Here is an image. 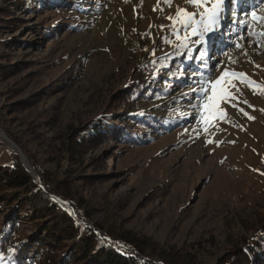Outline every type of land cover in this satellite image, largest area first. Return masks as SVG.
Here are the masks:
<instances>
[{
	"label": "rangeland",
	"instance_id": "1",
	"mask_svg": "<svg viewBox=\"0 0 264 264\" xmlns=\"http://www.w3.org/2000/svg\"><path fill=\"white\" fill-rule=\"evenodd\" d=\"M65 2L69 3L61 10L50 6L41 13H22L8 6L9 0H0L12 13L0 15V72L4 74L0 73V115L5 114V120L0 116L1 132L6 136L3 126L29 136L28 123L37 122L36 115L55 104L56 117L52 125L51 119L46 122L55 132L75 117H92L103 106L101 95L130 80L131 70L134 73L142 62L166 53L165 65L171 72L168 77L163 69L155 73L166 76L161 86L170 97L154 102L165 109L160 116L165 124L149 132L147 143L113 144L115 160L110 154L113 149L104 143L78 157L85 165L52 160L48 148L39 147L35 153L57 178L72 182L73 191L89 206L82 209L92 211L93 221L109 214L110 221L151 238L158 247L187 250L199 264H215L222 254L216 247H226L230 237L242 231L240 220L256 206L264 210V92L254 94L233 79L239 89H231L237 107L221 101L227 119L212 121L206 130L202 117L198 123L193 105L207 102L201 80H215L226 69L264 84V37L249 35L250 30L264 31L251 16L253 11L264 16V0H224L216 30L204 44L192 43L198 37H190L188 48L177 47L167 19L177 6L196 11L185 0H172L170 7L163 0L159 4L158 0ZM45 27L54 36H45ZM8 46L7 57H1ZM14 64L21 68L10 71ZM3 65L10 73H4ZM66 72L78 77L65 80ZM154 103L137 101L133 107L149 113ZM46 133L51 135L49 130ZM0 141L15 151L8 139ZM31 141L27 145L33 151L37 145ZM94 157L96 164L89 162ZM93 169H102L106 177L83 182L81 174ZM50 200L42 192L35 202Z\"/></svg>",
	"mask_w": 264,
	"mask_h": 264
},
{
	"label": "trees",
	"instance_id": "2",
	"mask_svg": "<svg viewBox=\"0 0 264 264\" xmlns=\"http://www.w3.org/2000/svg\"><path fill=\"white\" fill-rule=\"evenodd\" d=\"M2 1L7 3L8 0ZM9 3L8 6H15L22 13H41L50 6L55 10L64 9L69 2L9 0ZM5 6L0 5V15L7 12L12 14L9 9H4ZM51 31L50 27H45V36H54ZM8 49L9 46L1 57H7L5 52ZM165 55L160 53L150 57L141 63L142 66L139 64L134 73L131 70L130 80L118 83L115 88L101 95L103 106L92 117H75L55 132L46 123L51 119L52 125L56 117L55 104L40 111L36 115L37 122L33 120L28 123L32 128L29 136H20L1 126L6 136L20 147L34 173L24 167L18 153L5 148L0 141V264H199L187 250L158 247L151 238L115 223L114 220L110 221L109 214L99 221H93L92 211L89 208L87 211L82 209V206L87 207L88 204H85L86 201L79 193L73 191L72 182L66 183V180L57 178L56 174L45 167V159L35 153L39 147L44 150L48 148L47 155L52 160H69L68 163L85 165L83 159L79 160L78 157L104 143L113 149L110 154L114 160L116 151L113 144H127L128 147L147 143L150 140L149 132H156L165 124L164 119L160 118L165 109L158 105L170 97L161 86V80H165L161 78L168 77L167 74L171 72L165 65ZM174 63L176 68L180 64L177 61ZM6 66L3 65V70L8 68ZM20 68L14 64L8 69L14 72ZM8 69L4 73H10ZM158 69L161 72L163 69L166 76L157 75L155 72ZM77 77L76 73L73 75L66 72L64 78ZM58 85L60 87L63 83ZM157 100L160 102L155 104ZM137 101L154 103L153 111H135L133 104ZM1 112V120H5V114ZM48 130L50 136H47ZM89 130L88 135L82 136ZM29 140L36 142L37 148L33 151L27 145ZM96 160L97 157H94L89 162L96 164ZM96 170L93 169L90 174H81V180L91 183L106 177L102 169H99L100 172ZM42 192L54 194L68 203L73 213L53 200L46 204L36 203ZM76 194L79 195L77 199ZM239 223L242 231L230 237L226 247H216L219 248L218 252L222 249V257L220 255L215 264H264V210L256 206L251 215Z\"/></svg>",
	"mask_w": 264,
	"mask_h": 264
},
{
	"label": "snow or ice",
	"instance_id": "3",
	"mask_svg": "<svg viewBox=\"0 0 264 264\" xmlns=\"http://www.w3.org/2000/svg\"><path fill=\"white\" fill-rule=\"evenodd\" d=\"M233 2H235V0H233ZM159 3L160 0H158V4ZM163 3L170 7L172 0H163ZM185 3L195 8L196 11H189L187 7L177 6L174 15L167 17L174 29L173 34L179 42L177 45L178 48H188L189 40L192 36L198 37L197 40L191 41L192 43L204 44L207 42L206 37L216 30V26L220 22L224 0H185ZM153 10L155 11L157 9L154 7ZM160 10L162 11L163 9L161 8ZM251 16L253 21L257 22L261 28H264V16H258L255 11L251 13ZM249 28L251 29V25H249ZM181 31L184 32L183 37L180 36ZM249 35L264 37V31L254 33L250 30ZM241 39L243 38L241 37ZM165 42L171 43V41L168 40ZM257 43H260V41H257ZM236 47L241 48V45L237 43ZM244 54L247 55V53ZM256 67L259 66L257 65ZM233 79H238L241 83L250 88L254 94L257 90L264 92V84L250 79L247 74L242 72L228 71L226 69L215 80L202 79L200 82V89L207 98V102L203 105H193V107L198 110V123L200 122V118H203L205 130L207 127L211 126L212 121L227 119V113L224 109L219 107L221 101L230 104L232 107H237L235 103L237 96L231 91V89L237 88L233 83ZM238 90L237 88V91ZM244 103L247 104L248 102L245 101ZM249 107L254 106L249 105ZM238 110L248 119H254V117L250 116L244 109L240 108ZM9 251H11V249Z\"/></svg>",
	"mask_w": 264,
	"mask_h": 264
},
{
	"label": "water",
	"instance_id": "4",
	"mask_svg": "<svg viewBox=\"0 0 264 264\" xmlns=\"http://www.w3.org/2000/svg\"><path fill=\"white\" fill-rule=\"evenodd\" d=\"M6 139H8V140L12 143L13 148L15 149V151H16L17 153H19L18 155L20 156V160H21L22 164L24 165V167H26L31 173H33V172H32V166H30V164L27 162V160H26V158H25L23 152L21 151V149H20V148L14 143V142H12L7 136H6ZM50 196H51V199H52L53 201L59 203L60 205L66 207V208L71 209V207L69 206L68 203H67V204H63L61 201H59V200L56 198V196H55L54 194H51ZM71 210H72V209H71ZM71 213H73V212L71 211Z\"/></svg>",
	"mask_w": 264,
	"mask_h": 264
},
{
	"label": "bare ground",
	"instance_id": "5",
	"mask_svg": "<svg viewBox=\"0 0 264 264\" xmlns=\"http://www.w3.org/2000/svg\"><path fill=\"white\" fill-rule=\"evenodd\" d=\"M0 138H1V139H3V140H5V139H6V136H5V134H4V133H2V132H1V130H0ZM8 144H9L10 146H12V147H13V145H12V143H11V142H9V141H8ZM56 198H57V197H56ZM64 202H65V201H64ZM62 203H63V202H62ZM65 203H66V202H65ZM63 204H64V203H63ZM66 204H67V203H66Z\"/></svg>",
	"mask_w": 264,
	"mask_h": 264
}]
</instances>
